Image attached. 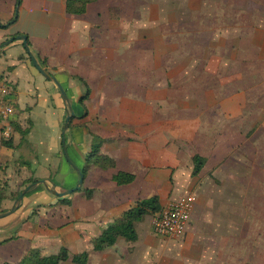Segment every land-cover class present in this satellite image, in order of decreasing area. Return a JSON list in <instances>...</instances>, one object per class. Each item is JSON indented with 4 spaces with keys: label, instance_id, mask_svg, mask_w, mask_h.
Returning <instances> with one entry per match:
<instances>
[{
    "label": "crops",
    "instance_id": "obj_1",
    "mask_svg": "<svg viewBox=\"0 0 264 264\" xmlns=\"http://www.w3.org/2000/svg\"><path fill=\"white\" fill-rule=\"evenodd\" d=\"M65 1L0 0V23L10 22L0 28V45L15 37L0 46V85L9 88L15 110L9 147L0 133V180L18 174L20 184L35 178L33 186L39 185L18 205L26 218L0 244V264H18L30 250L50 255L62 248L70 258L86 253V264H243L244 249H264L258 243L264 231V17H242V0L223 1L227 10L218 17L215 3L210 10L204 3L196 22L200 67L189 49L195 21L187 17L190 28L180 34V20L164 16L158 0H95L82 15L66 13ZM22 35L68 104L33 66L17 40ZM211 42L217 45L204 44ZM68 105L74 115L66 152L83 181L80 190L58 198L38 181L59 193L77 185L61 144ZM96 145L93 155L110 158L111 168L90 158ZM194 156L203 159L196 176ZM118 173L132 175V182L118 185ZM57 174L63 184L53 182ZM185 194L196 202L180 239L154 236L143 226L148 216L135 224V241L118 237L93 249V239L138 200L157 196L164 208ZM35 197L44 202L33 206ZM13 202L4 197L2 209Z\"/></svg>",
    "mask_w": 264,
    "mask_h": 264
},
{
    "label": "trees",
    "instance_id": "obj_2",
    "mask_svg": "<svg viewBox=\"0 0 264 264\" xmlns=\"http://www.w3.org/2000/svg\"><path fill=\"white\" fill-rule=\"evenodd\" d=\"M20 0H17V2ZM95 0H66L65 1V10L66 13L72 15H82L86 11V6ZM13 21V20H12ZM10 25V22L6 23ZM6 25L0 23V28H4ZM11 39L6 40L1 47H4ZM12 40H15V37H12ZM14 130H19L17 126L14 127ZM22 136H24L27 131H19ZM4 146L9 147L11 140L3 141ZM100 145H96L90 155V158H93L94 164L98 165L103 169L111 168L114 164L110 158H107L103 155H93L99 152ZM193 171L192 176H196L203 165V159L199 156L193 157ZM82 172V171H81ZM83 174V173H82ZM114 180L118 185H124L132 182L133 176L126 173H118L114 176ZM36 179H33L29 184H35ZM29 186V185H28ZM31 190V189H30ZM29 190V191H30ZM20 193V192H19ZM19 193L15 195L13 201L16 200ZM4 199L3 188L0 187V213H4L7 210L1 208V203ZM162 207L159 203V198L157 196H151L146 199L138 200L133 207L127 210L122 218L118 221H115L108 227H106L99 237L93 239L92 246L95 251H101L106 247L112 246L118 237H123L128 241H135L137 236L135 232V224L143 220L146 216H156L160 213ZM13 238H8L6 240L0 241V244H3ZM71 260L74 264H86L88 255L86 253L73 255L71 258L68 254V251L65 248H62L57 254L42 255L38 250H30L18 264H60ZM10 264V263H3Z\"/></svg>",
    "mask_w": 264,
    "mask_h": 264
},
{
    "label": "rangeland",
    "instance_id": "obj_3",
    "mask_svg": "<svg viewBox=\"0 0 264 264\" xmlns=\"http://www.w3.org/2000/svg\"><path fill=\"white\" fill-rule=\"evenodd\" d=\"M158 1L160 2V6H162L161 10H162V14L164 16H167V17L172 16V18L177 17L180 20V25H179L180 34L186 33L187 30L190 28L186 25V18L187 17L189 19H192V21H195V23L193 25H191V30L196 32V37L193 40V42L191 43V47L189 49L194 51V53H196V55H197V58H199V60H197L194 63V65L202 67L204 59L202 57H199V56L202 55L203 41H202V36L199 33L201 31H198V26H197L196 22H200L202 19L203 4L204 3L208 4L209 10H210L211 6L213 8L215 6L216 16L218 17V13H221V15H222V13L227 10V9H224L225 7L222 4V2L224 1L227 3L230 0H171L172 5L167 6V7H166V3H165L166 0H158ZM218 2H219V5L221 6V8H218V6H219ZM220 2H221V4H220ZM255 2H258V3L261 2L262 3V2H264V0H242L243 6H242V10L240 11V12H242V17L246 18V16H249V14H255V16L260 15L261 17H264V4L263 5L260 4V5L256 6V5H254ZM213 3H215L214 6H213ZM185 35L186 34H184V36ZM204 44L208 45V48L213 47L214 45H217V43H214V42L204 43ZM197 73H199V74H194V76L196 78H199L202 76L201 75V69H199V71ZM4 176L6 177L7 174H5ZM9 176L11 177V174ZM16 176H18V174ZM16 176L14 177V179L13 178H7L6 179L5 177H3V179L0 180V185L3 186V192H4L3 196L9 197V198H11V200H13V198L15 197V195L19 191L21 192L23 189H25L27 187V185H23L24 183L20 184L22 176H21V178H19L20 180H17ZM23 177H27V176H23ZM31 180H33V179H31ZM40 181H42V180H40ZM53 182L56 184L57 183L63 184L62 183L63 180L60 177V175H58V174L55 177V179L53 180ZM64 182H65V180H64ZM38 188H39V185H34L30 189H31V191H33V190H36ZM189 195H191V194H189ZM185 196H188V195L185 194ZM36 198L37 197H35V199H34L36 201L33 203V206H36L38 203L44 202L43 198H40V199H36ZM263 211L260 209V211H259L260 216H261V212H263ZM29 215H30V212H29ZM243 215L245 218V215H246L245 207L243 209ZM147 217L148 216H146V218ZM25 218H26V213H24L22 211H15L14 213L10 214L7 217L0 218V241H3V240H6L10 237L16 236V232L19 229L21 222L24 221ZM150 219H152V216H149L147 221L145 223H143V226H149V228H150V224H151V223H149ZM263 222H264V218H262L260 220V223H263ZM250 238L252 241H256L252 237V235H250V234L245 235L244 234L245 240H247V239L250 240ZM173 239H178V238H173ZM258 243H260V244L264 243V231L262 233L260 232V234L258 235ZM245 245L247 246V244H245ZM242 253H243V264H264V249H260V250L244 249L242 251ZM10 263H12V262H10Z\"/></svg>",
    "mask_w": 264,
    "mask_h": 264
},
{
    "label": "built area",
    "instance_id": "obj_4",
    "mask_svg": "<svg viewBox=\"0 0 264 264\" xmlns=\"http://www.w3.org/2000/svg\"><path fill=\"white\" fill-rule=\"evenodd\" d=\"M9 93L10 90L5 84L0 85V133L5 141L11 138V121L15 115L12 103L6 98ZM195 201L193 195H188L162 208L152 218L151 233L161 238L181 237L188 227Z\"/></svg>",
    "mask_w": 264,
    "mask_h": 264
},
{
    "label": "water",
    "instance_id": "obj_5",
    "mask_svg": "<svg viewBox=\"0 0 264 264\" xmlns=\"http://www.w3.org/2000/svg\"><path fill=\"white\" fill-rule=\"evenodd\" d=\"M17 40H21L22 41V44H23V47L24 49L26 50L27 54L29 55V58L33 64V66L37 69V71L47 80H50L52 81L56 87L58 88L59 92H60V95L62 96V98L67 102L68 104V98L66 96V93L65 91L63 90V88L60 86V84L47 72L45 71L44 69L40 68L39 65L37 64L36 60L34 59L33 55L30 53L29 49H28V46H27V42H26V37L25 36H18L17 37ZM12 42V40L10 41ZM73 112L72 110L70 109V106L68 105V115L65 119V123H64V126H63V129H62V133H61V144H62V152H63V155H64V158L65 160L67 161V163L70 165V167L76 172V174L78 175V182H77V185L72 188V189H68L62 193H59L57 192L56 190H53V189H49L45 182L44 181H38L40 182L41 184L44 185L45 189L48 191V193L60 198V197H63V196H66V195H69L75 191H78L80 190L81 188V185H82V181H83V174L81 172V170L76 167L73 162L69 159L68 155H67V152H66V146H65V138H64V135H65V131L67 130L68 128V124H69V121L70 119L73 117ZM33 186V184H30L29 186H27L25 189H23L18 197L16 198V200L13 202L11 208L4 212V213H0V218H4V217H7L9 216L10 214L14 213L17 208H18V205L20 204L23 196L28 192V190Z\"/></svg>",
    "mask_w": 264,
    "mask_h": 264
}]
</instances>
